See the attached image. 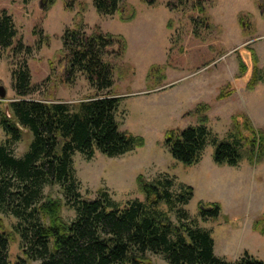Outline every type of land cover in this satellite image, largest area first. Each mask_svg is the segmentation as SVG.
<instances>
[{"label":"rangeland","instance_id":"obj_1","mask_svg":"<svg viewBox=\"0 0 264 264\" xmlns=\"http://www.w3.org/2000/svg\"><path fill=\"white\" fill-rule=\"evenodd\" d=\"M169 2L175 0H158L155 6L141 0H124L119 13L101 16L93 0H56L51 7H47V0H0V14L7 12L13 17L18 30L16 41L21 39L34 47L36 28L50 39L27 57L34 88L31 98L36 100L77 103L95 93L82 74L73 85L64 81L66 62L61 37L67 27L83 23L88 34L100 27L105 33L122 35L127 40V53L116 62L111 94L123 96L117 112L121 130L143 137L145 145L115 158L96 151L90 161L76 152L74 171L84 198L95 199L104 189L123 208L128 202L145 201L137 185L140 175L149 181L168 175L175 180V194L183 184L196 188L184 208L196 225L211 233L224 260L235 262L248 252L264 261V236L252 228L264 216V162L253 167L243 161L237 169L214 174L210 172V165L215 164L213 144L206 146L201 165L191 167L175 160L164 145L169 130L197 125L198 116L191 111L200 103L208 106V127L217 139L226 138L234 120L243 124L248 118L254 128L264 130V85L252 92L247 90L254 69L253 52L258 66L264 68V0H206L207 21L203 25L197 21L194 24L193 18L201 20L204 15L191 3L172 9ZM132 12L135 19L121 20ZM18 60L10 49H0V85L7 91L6 100L0 102L6 112L17 98L11 72ZM240 61L247 67L244 75H240ZM153 67L158 72L148 77ZM32 139V133L24 130L21 140L10 145L13 155L23 157ZM7 140L0 126V144H7ZM204 177L209 182L202 185ZM49 191L47 187L45 194L62 199L63 219L73 221L76 212L65 204L61 187ZM201 200L222 201L225 211L217 219L204 221L199 216ZM162 209L178 223L175 211L165 205ZM17 223L14 216L0 213V231L10 237V261L24 259L26 264H41L27 258L15 229ZM148 259L150 264H167L160 255L148 253Z\"/></svg>","mask_w":264,"mask_h":264},{"label":"trees","instance_id":"obj_2","mask_svg":"<svg viewBox=\"0 0 264 264\" xmlns=\"http://www.w3.org/2000/svg\"><path fill=\"white\" fill-rule=\"evenodd\" d=\"M31 1L35 0H25ZM141 1L149 6L158 2ZM205 1L175 0L168 7L184 8L191 3L204 15L201 20L193 18L194 24L197 21L203 25L207 21ZM55 2L47 0V7ZM123 2L93 0L101 16L119 13ZM135 16L132 12L121 20L130 22ZM33 35L37 38L34 47L21 39L16 41L18 30L13 17L7 12L0 14V49H10L14 57H19L11 72L17 98L8 112L0 102V126L8 136L7 144H0V213L18 220L15 229L27 258L41 264H150L148 253H152L162 256L167 264H264L248 252L235 262L217 257L211 233L196 225L184 208L193 199L194 189L183 184L175 194V180L168 175L151 181L140 175L137 185L145 201L128 202L123 208L104 189L95 199L84 198L74 171L76 152L90 161L96 151L115 158L145 145L143 137L121 130L117 112L123 97L111 94L116 62L126 55L128 43L122 35L105 33L100 27L90 34L83 23L67 27L61 37L66 62L64 81L73 85L82 74L95 93L77 103L48 102L31 98L34 88L27 57L50 40L37 28ZM252 58L254 69L247 85L250 92L264 85V68L258 66L255 52ZM156 71L153 67L148 77ZM239 71L240 75L247 71L242 61ZM207 109L200 103L191 111L198 116L197 125L166 132L164 145L175 160L194 166L211 143L213 160L219 166L237 167L243 161L258 166L264 162V130L254 128L245 117L243 124L234 120L226 138L217 139L208 127ZM24 130L31 132L33 139L25 155L17 158L10 145L21 140ZM56 186L61 187L65 204L76 212L71 222L61 216L62 199L45 194L47 187L51 191ZM162 205L176 212L178 223ZM221 212L219 203H199V216L204 221L219 218ZM253 230L264 236V216L253 223ZM9 242V234L0 231V264H26L24 259L10 261Z\"/></svg>","mask_w":264,"mask_h":264},{"label":"crops","instance_id":"obj_3","mask_svg":"<svg viewBox=\"0 0 264 264\" xmlns=\"http://www.w3.org/2000/svg\"><path fill=\"white\" fill-rule=\"evenodd\" d=\"M123 97V96H122ZM201 163H202V159H201V161L198 163V164H196V165H194V166H198V165H201ZM240 165V164H239ZM251 165V164H250ZM253 166V165H252ZM237 167H239V166H237ZM237 167H230V166H226V165H224V166H219V165H217V164H212V165H210V172H212V173H214V174H218V173H223V172H230L231 171V169H237ZM253 167H255V166H253ZM201 181H204V182H202V185H204L205 184V182H209V180H207L206 181V179H205V177H204V179L203 178H201ZM186 185H189V184H186ZM193 189H194V195L196 194V188L194 187V185L193 184H191L190 185ZM231 196H233V194L231 195ZM200 202H203V203H219L220 205H221V207H222V211H225V205H224V203L222 202V201H205V200H201ZM199 202V203H200ZM224 217H227V216H224ZM227 221H228V219H227ZM252 228H253V226H252ZM214 252H215V254H216V256H218V257H220V258H223V256H221V255H219L218 254V249H217V247H216V243H215V241H214Z\"/></svg>","mask_w":264,"mask_h":264},{"label":"water","instance_id":"obj_4","mask_svg":"<svg viewBox=\"0 0 264 264\" xmlns=\"http://www.w3.org/2000/svg\"><path fill=\"white\" fill-rule=\"evenodd\" d=\"M6 96H7L6 89L2 85H0V101L6 100Z\"/></svg>","mask_w":264,"mask_h":264}]
</instances>
